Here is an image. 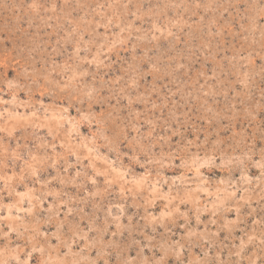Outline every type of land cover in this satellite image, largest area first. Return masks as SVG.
Listing matches in <instances>:
<instances>
[{
  "label": "clouds",
  "instance_id": "clouds-1",
  "mask_svg": "<svg viewBox=\"0 0 264 264\" xmlns=\"http://www.w3.org/2000/svg\"><path fill=\"white\" fill-rule=\"evenodd\" d=\"M0 264H264V0H0Z\"/></svg>",
  "mask_w": 264,
  "mask_h": 264
},
{
  "label": "rangeland",
  "instance_id": "rangeland-1",
  "mask_svg": "<svg viewBox=\"0 0 264 264\" xmlns=\"http://www.w3.org/2000/svg\"><path fill=\"white\" fill-rule=\"evenodd\" d=\"M129 211H131V209H129Z\"/></svg>",
  "mask_w": 264,
  "mask_h": 264
}]
</instances>
